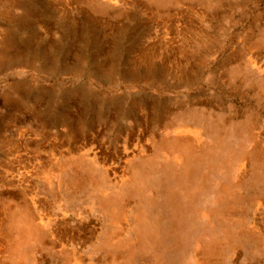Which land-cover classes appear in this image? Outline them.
I'll list each match as a JSON object with an SVG mask.
<instances>
[{
  "label": "rangeland",
  "instance_id": "1",
  "mask_svg": "<svg viewBox=\"0 0 264 264\" xmlns=\"http://www.w3.org/2000/svg\"><path fill=\"white\" fill-rule=\"evenodd\" d=\"M0 264H264V0H0Z\"/></svg>",
  "mask_w": 264,
  "mask_h": 264
},
{
  "label": "bare ground",
  "instance_id": "2",
  "mask_svg": "<svg viewBox=\"0 0 264 264\" xmlns=\"http://www.w3.org/2000/svg\"><path fill=\"white\" fill-rule=\"evenodd\" d=\"M107 3H111L112 5H116L118 3V0H105ZM147 1H150V2H155L157 3V5L161 6L163 5L165 2L167 1H171V0H147ZM191 1H199V0H191ZM208 1V0H207ZM255 63L254 61H250V64H253ZM183 128V127H181ZM184 132L183 129H180V133L179 135H175L173 134V136L171 135V138L173 137V139L171 140H167V141H164V143H162L161 145L165 144V145H169V146H177L180 151L184 154V156L186 157V153L188 152L187 149L189 148L190 144L192 143H195V138L194 137H191L190 135L188 134H182ZM198 133L199 135L202 136V133H204V130L201 128L200 130H198ZM190 136L191 138H188L186 136ZM160 146V145H159ZM173 160L172 159H168L169 161H176V163L178 162L179 163V160H177L178 156L177 155H174L172 156ZM180 157V156H179ZM170 158V157H169ZM245 158V157H244ZM246 160V159H245ZM172 163V162H171ZM186 164L188 166H190L191 164V159L188 158L187 161H186ZM103 165V164H102ZM246 163L243 165L245 166ZM188 167L185 165H182L181 169H187ZM183 171H186V170H183ZM188 171V170H187ZM178 175H180L178 172H177ZM248 176V171H245L244 173V177L247 178ZM250 180V179H248ZM252 182V180H250ZM236 191V190H235ZM160 215V214H159ZM30 230V228L28 226L24 227V229H22V240L19 242L20 245H22L26 239V236L28 235V231ZM10 231H13V228L10 230Z\"/></svg>",
  "mask_w": 264,
  "mask_h": 264
}]
</instances>
